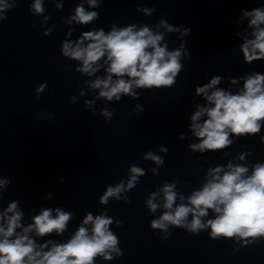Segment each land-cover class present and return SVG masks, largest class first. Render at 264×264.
Masks as SVG:
<instances>
[{"label":"clouds","instance_id":"obj_1","mask_svg":"<svg viewBox=\"0 0 264 264\" xmlns=\"http://www.w3.org/2000/svg\"><path fill=\"white\" fill-rule=\"evenodd\" d=\"M16 2L0 0V21L7 19L6 12L14 8ZM50 2L57 11H63L64 0ZM44 3L45 0H32L29 14L42 17L40 26L47 36L56 25L47 27L50 16L45 15ZM102 3L103 0H86V3L79 0L71 14L62 19L68 31L61 42V55L77 62L74 71L89 78L83 83L95 93L91 100H84L85 109H93L97 100L119 102L125 96L138 100L141 92L173 87L184 70L183 61H191L185 39L191 28L174 26L160 19L151 26L134 23L112 24L108 31L93 28L82 31L75 40L69 39L75 32L73 24L86 27L100 18L95 9ZM135 10L146 16L156 12L155 8L142 6ZM235 23L237 27L245 25L236 32L241 41L238 51L243 63L264 60V4L251 10L242 8ZM169 34H176L180 41L174 49H169L166 39ZM101 71L103 74H98ZM225 82L227 87L221 86ZM46 87L45 82L35 89L37 98ZM86 95L81 88L79 97ZM79 97L72 96L70 100L75 104ZM197 97L201 102L195 103L190 115L189 130L195 137V141L187 145L191 153L228 155L225 150L236 140L252 136H259L260 143L264 144V135H261L264 74L252 71L235 77L213 75L206 83L194 86V102ZM143 110L138 104L129 115ZM99 115L107 124L114 114L108 108H101ZM186 135L181 132L177 139L183 141ZM159 151L168 153L163 145ZM252 155L251 151H243L226 165L209 167L202 186L187 196L177 191L178 179L164 181L144 202L154 216L150 228L159 231L161 239L171 235L170 228H182L192 235L208 230L212 240H232L234 252L264 242V161H248L247 157ZM143 159L153 161L157 167L152 168V174L159 175L164 157L148 151ZM127 172L126 181L107 186L99 197V204L105 206V210L95 215L85 211L75 231L63 241L50 237H63L74 214L63 207H41L38 212L29 208L30 222L25 223V211L18 199L3 206L5 192L12 181L0 176V264H97V260L112 261L123 256L120 240L111 230L114 223L121 227L123 222L108 216L106 206L110 200L120 201L122 194L134 189L146 175V170L135 163ZM44 198L52 200L53 195L49 192ZM123 200L131 202L128 195H123ZM160 209L161 214L156 216Z\"/></svg>","mask_w":264,"mask_h":264}]
</instances>
